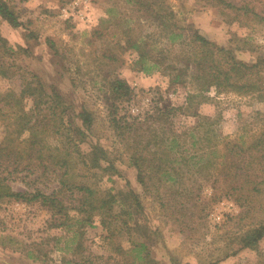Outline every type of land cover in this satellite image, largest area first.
I'll return each mask as SVG.
<instances>
[{
  "label": "rangeland",
  "instance_id": "374dc122",
  "mask_svg": "<svg viewBox=\"0 0 264 264\" xmlns=\"http://www.w3.org/2000/svg\"><path fill=\"white\" fill-rule=\"evenodd\" d=\"M6 2L21 25L12 27L0 17V98L20 99L14 110L7 99L0 100V177L13 191L55 193L58 198L52 204L43 203L42 196L0 197V264H264V185L258 192L250 185L231 190L220 174L224 167L217 164L208 167V179L201 170L197 181L186 180L188 191L182 186L176 192V185L164 183L155 187L152 171L146 173L144 188L129 162L121 128L111 120L116 117L121 126L132 115L142 118L167 105L173 109L167 119L173 131L194 124L191 115L176 111L190 90L188 78L171 83L176 81L172 67L181 49L187 50L178 43L195 31L247 65L260 63L263 76L264 0ZM140 42L149 52L143 63L150 73L136 62L133 44ZM26 73L36 75L50 99L60 104L76 143L79 154L71 151L74 165L66 171L68 184L86 181L101 194L114 196L111 212L118 224L127 225L112 235L99 224L100 213L92 216L91 224L77 222L83 215L73 207L80 198L77 187H60L55 170L29 159V143L23 140L28 131L19 115L33 125L45 111L36 113L34 98L21 96ZM115 77L131 87L129 100L113 103L110 81ZM205 97L198 109L216 119L220 157L229 155L231 162L230 156L241 153L246 162L255 139L264 137V102L255 95L217 93L213 88ZM43 137H37L43 141L33 149L35 155L43 147L44 153L47 149L58 160H69L58 135ZM58 202L67 205L66 212L59 211ZM143 243L146 251L140 259L136 254Z\"/></svg>",
  "mask_w": 264,
  "mask_h": 264
},
{
  "label": "trees",
  "instance_id": "16d2710c",
  "mask_svg": "<svg viewBox=\"0 0 264 264\" xmlns=\"http://www.w3.org/2000/svg\"><path fill=\"white\" fill-rule=\"evenodd\" d=\"M0 17L6 20L12 27L21 25L16 12L8 5L6 0H0ZM176 37L181 38V33L176 32ZM140 44L143 43L140 42L138 45L133 44L138 53L136 62L139 63L141 61L139 65L141 71L150 73V68L146 67L143 63L145 56L149 52L144 51L143 46ZM46 45L50 50L52 49L57 52L54 42L50 39H46ZM128 45L130 46L129 43ZM178 45H181V47L185 45L183 47H187V50L181 49L180 55L176 59V68L172 67V70H176V81H173L171 84H174V82L176 84L183 83V78H188L186 83H190V90L185 98V103L176 107V111L182 112L185 115H191L194 118V124L189 128L183 127V125L176 126V131H173L175 127L172 129V122L168 123L167 121L173 109L171 107L168 109L167 105H164L165 107H162V105L157 107L156 111L152 114L142 118L139 115H132L130 120L121 126L116 117H112L111 119L115 120V123L118 124L117 128H121L118 132L122 134L126 150H128L126 152L128 153L129 162L136 168L138 181L145 188L147 172L152 171L155 187L158 183H164L170 186L176 185V192L177 188H182V186L188 191L189 187L186 185V180L197 181L198 176H201L198 175L201 170H203L202 177L206 176L205 179H208L210 177L208 167L210 166V168L215 169L217 164H222L224 170L220 171V174L226 177L224 178L226 184L228 183L229 185L230 182L231 190H236L242 185H250L253 190L257 191L256 188L264 185V137L255 139V143L251 146H254V153H248L247 157L250 158L246 162L241 159L244 156L241 153L236 154L234 157L230 156L232 161L227 162L229 155H224L223 159L217 152L218 148L216 145L219 140L214 127L216 119L200 113L198 107L207 101L208 97H205V92L210 88H213L217 93L231 92L244 96L255 95L258 100L264 102V75L262 76L260 71L262 65L260 63L247 65L237 60L231 50L219 46L197 31L193 33L188 41L182 40ZM110 60H113V58ZM23 80L24 85L21 96L25 97L26 95L34 98L36 113L39 114L41 111H45L44 116L33 125L30 124L25 115H19L23 126L28 131V136L23 140L29 143L27 152L29 159L32 163L44 169L51 168L55 170L60 187L67 190L76 189L75 186L77 187L80 198L73 207L78 213L83 214L77 222L84 225L91 224L93 222L92 216L100 213L103 216H101L99 224L106 227L112 235L114 230L127 225L125 221L121 225L118 224V216L111 212L112 204L115 201L114 196L108 192L101 194L100 191L86 181L80 180L79 182H75L76 185L68 184L66 171L70 165L71 167L74 165L71 151L76 154H79V152L76 143L72 141L71 130L69 131L63 122L60 104L56 100L52 101L50 99L42 81L38 80L33 73L29 75L26 73ZM110 88L113 103L131 98V87L126 80L120 77H115L110 81ZM8 98V95H6L1 97L0 100L7 99L10 103V108L18 106L20 96L18 98ZM12 110L14 109L12 108ZM86 117L89 121L87 113ZM154 122L157 124L156 127L153 126ZM39 125L41 126L37 128ZM168 130L171 134L166 135L169 133ZM22 131V129H19L18 132L22 133ZM47 133L56 134L61 138L63 141H61L64 150L63 155L70 157L68 161L58 160L57 154H50V151L47 149L44 153L42 151L43 147L37 149L38 155L34 154L33 149H35L37 143L43 141L42 138L39 140L37 137L41 135L45 138V134ZM40 145L43 146L42 143ZM228 149L229 146H227ZM175 153L176 156L174 157ZM17 154L18 151L11 156L15 157ZM209 155H214V157L211 158ZM34 160H38V162L36 163ZM64 189H58L57 192H64ZM241 195L238 193L236 195L237 199H240L239 196ZM2 196L30 200L42 196V202L45 201L52 204L53 202H57L58 198L55 193L45 196L39 192L25 194V192L13 191L5 183V178L0 177V197ZM186 197L189 198V196ZM55 206L59 211L67 210V205L64 203L58 202ZM139 247L140 252L136 255L141 259L143 256L141 251H146V246L143 243Z\"/></svg>",
  "mask_w": 264,
  "mask_h": 264
},
{
  "label": "crops",
  "instance_id": "0c3cea01",
  "mask_svg": "<svg viewBox=\"0 0 264 264\" xmlns=\"http://www.w3.org/2000/svg\"><path fill=\"white\" fill-rule=\"evenodd\" d=\"M0 249H1V251H3V249L0 247ZM15 261H12V262H10V263H6V264H18V261H16L15 263H14Z\"/></svg>",
  "mask_w": 264,
  "mask_h": 264
}]
</instances>
